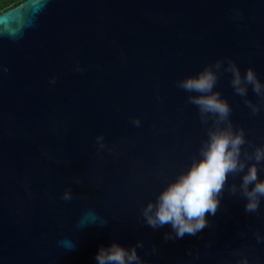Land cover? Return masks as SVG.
Returning <instances> with one entry per match:
<instances>
[{
	"label": "water",
	"instance_id": "1",
	"mask_svg": "<svg viewBox=\"0 0 264 264\" xmlns=\"http://www.w3.org/2000/svg\"><path fill=\"white\" fill-rule=\"evenodd\" d=\"M217 60L264 81V0H26L0 14V264H96L114 241H143L148 264H235L237 252L264 264L254 235L264 233V201L246 213L227 187L195 236L165 239L170 225L142 218L213 125L178 81ZM231 80L221 71L214 91L251 151L264 145V106L252 114L246 100L260 98L251 85L240 96ZM90 210L102 222L78 229Z\"/></svg>",
	"mask_w": 264,
	"mask_h": 264
},
{
	"label": "clouds",
	"instance_id": "2",
	"mask_svg": "<svg viewBox=\"0 0 264 264\" xmlns=\"http://www.w3.org/2000/svg\"><path fill=\"white\" fill-rule=\"evenodd\" d=\"M224 65V60H217L199 73L178 81V87L196 93L188 97V102L198 107L202 123L208 125L211 119L213 125L208 128L207 139L190 166L142 209L143 221L150 227L157 229L170 225L171 232L165 233V239H178L185 234L195 236L201 232L208 226L209 216L216 214L226 187L231 195H239L245 200L246 213H259L264 201V178L260 176V168L264 164V145L256 146L251 151L244 148L245 144L251 143L246 138L245 129L233 125L230 119L231 104L222 97L220 91H214L221 71L232 73L231 84L237 94L246 97L251 85L260 98L257 103L246 100L255 115L264 106V81L252 67L242 74L235 61L228 60L226 67ZM76 70L82 71L79 68ZM51 83H55V78ZM133 123L139 126L140 118H135ZM96 143L98 151L107 147L103 134L96 137ZM238 175L241 176L240 182L228 187L229 178ZM75 182L80 183L78 178ZM72 198L71 188L66 189L62 199L70 201ZM96 222H102V219L90 210L79 219L76 227L82 229ZM254 235L257 243H264V233L256 231ZM59 243L66 249L74 247V242L67 238ZM143 247V241L130 247L114 241L98 249L95 261L96 264H148L138 251ZM235 255L238 256L235 264H250L246 252H237Z\"/></svg>",
	"mask_w": 264,
	"mask_h": 264
},
{
	"label": "trees",
	"instance_id": "3",
	"mask_svg": "<svg viewBox=\"0 0 264 264\" xmlns=\"http://www.w3.org/2000/svg\"><path fill=\"white\" fill-rule=\"evenodd\" d=\"M25 1L26 0H0V14L21 5Z\"/></svg>",
	"mask_w": 264,
	"mask_h": 264
}]
</instances>
